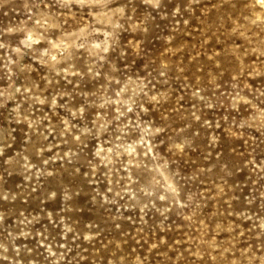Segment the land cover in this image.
Wrapping results in <instances>:
<instances>
[{"label":"rangeland","instance_id":"374dc122","mask_svg":"<svg viewBox=\"0 0 264 264\" xmlns=\"http://www.w3.org/2000/svg\"><path fill=\"white\" fill-rule=\"evenodd\" d=\"M0 264H264V0H0Z\"/></svg>","mask_w":264,"mask_h":264}]
</instances>
